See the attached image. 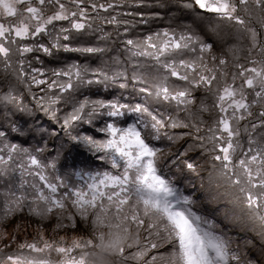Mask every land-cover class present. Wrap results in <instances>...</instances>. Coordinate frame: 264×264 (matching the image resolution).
Returning a JSON list of instances; mask_svg holds the SVG:
<instances>
[{
    "label": "snow or ice",
    "instance_id": "6c2138e0",
    "mask_svg": "<svg viewBox=\"0 0 264 264\" xmlns=\"http://www.w3.org/2000/svg\"><path fill=\"white\" fill-rule=\"evenodd\" d=\"M196 7L235 22L241 26L238 31L247 35L248 45L227 49L236 71L228 72V59L213 52L212 43L206 42L192 22L143 36L128 35L139 24L164 18L159 12L147 14L136 9H183L199 19ZM245 16L255 19L261 30L249 27ZM175 18V13H170L168 23ZM63 21L67 26L58 23ZM104 25H112L114 32L105 31ZM209 31L216 33V28L209 26ZM73 32L96 35L104 44L72 46L67 42L73 39ZM237 39L242 41L243 37ZM116 43L121 47L99 67L71 63L45 69L32 66V59L42 63L38 56L27 58L33 53L52 57L60 51L89 57L107 55L113 50L110 45ZM245 50L249 67L239 62ZM120 52L125 53L123 59ZM13 56L19 59L13 61ZM0 64L3 71L12 69L18 81L26 82L29 92L33 85L46 86L41 89L45 95L33 93L37 107L46 113L51 110L55 117L54 106L70 104L72 111L64 119L66 128L87 124L103 134L104 139L91 135L72 139H82L95 151L105 153L102 159L110 166L81 170L74 174L80 181L76 183L70 182V175L50 176L48 169L56 170L55 161L43 162L0 130V183L9 182L0 192V264H97L89 257H95L102 247L110 250L106 264H257L246 254L233 251L229 239L217 231L215 221L194 210L197 201L166 171L176 160L161 167L163 149L150 141L165 137L175 142L185 136L200 141L197 146L219 162V168L213 164V169L238 186L253 221L264 231V0H0ZM129 67L133 69L131 77ZM173 77L184 83H171ZM129 79L134 90L145 95V101L151 97L158 104L173 107L175 113L150 110L146 102L76 95L93 86L127 89ZM201 89L213 97V104L205 97L194 112V92ZM13 102L17 111L31 112L22 98L11 92L0 96V103ZM213 109L216 115L211 126L200 136L207 124L204 114L212 115ZM126 117H134L133 122L121 126L118 121ZM104 118L108 120L103 127L96 126L95 122ZM242 121L248 123L242 127ZM9 127L12 133L26 135L15 122ZM174 129L189 131H169ZM185 166L196 172L193 163L185 161ZM17 176L18 182L14 179ZM24 213L38 221L34 226L38 238L17 242L22 222H17L11 234L7 224ZM53 213L54 232L75 230L79 218L85 228L90 222L91 235L73 236L70 243L63 236L59 241L48 239L45 225L52 221ZM13 245L17 251H5ZM167 246V252L160 251ZM53 254L59 259L52 260Z\"/></svg>",
    "mask_w": 264,
    "mask_h": 264
},
{
    "label": "trees",
    "instance_id": "16d2710c",
    "mask_svg": "<svg viewBox=\"0 0 264 264\" xmlns=\"http://www.w3.org/2000/svg\"><path fill=\"white\" fill-rule=\"evenodd\" d=\"M136 11H143L147 14L159 12L164 18L154 19L146 25H137L136 28L131 29L128 33L130 37L143 36L152 31H157L163 28L178 27L181 22H192L199 33L205 38L206 42L212 43L213 52H215L217 56L224 55L226 59H228L229 73L236 71V69L232 67V57L227 52V49L235 44H241V46H244L249 43L247 35L242 31H238L241 28L240 25L235 24L233 21L221 20L217 17V14L204 12L198 7H196L194 11L200 13L199 19L194 18L193 12L176 8H145L136 9ZM173 12L175 13L176 18L172 24H169V14ZM238 14L244 15L243 13ZM104 15H107V13H104ZM244 18L248 21L249 27H254L258 31L261 30L259 23L255 19L249 20L247 16ZM123 19L130 18L123 17ZM58 23L67 26L68 22L63 21ZM209 26L216 28V33L209 31ZM104 28L105 31L114 32L112 25H104ZM238 37H243V40H238ZM122 38L123 37H121V39ZM45 42L47 43V40H45ZM22 43H31V41H23ZM67 43H70L72 46H93L96 43L101 45L104 44L103 41L97 40L96 35L77 34L75 32H73V39ZM110 46L113 50L107 55L102 54L100 56L89 57L78 53L60 51L54 52L52 57H48L43 53H33L27 54V58L32 59L33 56H38L42 63L32 59V66L45 69L59 68L71 63H88L92 67H99L101 66L102 60L110 61L111 56L116 54L117 49L121 47L119 43ZM119 55L123 59L125 53L120 52ZM240 55L241 60L239 62L245 64L246 67L251 66L245 59L248 55L247 51L245 50L241 52ZM12 59L15 61L19 59V57L13 56ZM149 63H151V61H149ZM15 67L16 65L13 63V68ZM2 69L3 65L0 64V96L11 92L13 95L22 98L23 103L31 109L30 113H21L17 111L15 102L9 104L0 103V130L6 131L12 142L22 144L24 147L31 149L33 153L45 163L55 161L56 170L53 171L49 168V175H70V182L72 183L80 182L74 174L81 170H105L110 167L102 159L105 153L95 151L90 145L83 142L82 139H72V137L75 136L83 137L85 135H91L97 139H104L106 137H104L103 134L96 132L95 127L87 124H73L72 127L66 128L64 126V119L72 111L70 104L66 105L62 102L60 105L54 106L57 108V111L55 117H53L51 115V110L47 113L41 110L37 107L36 100L33 99V93L36 94L37 97L45 95V93L41 91L42 88L46 87L45 85H41L39 88L33 85L31 92H29L27 83L18 81L13 74L12 69H9L6 72ZM108 70L110 71L111 67ZM132 71L133 69L129 67V77H131ZM145 71L150 72L152 69H145ZM27 79L28 78L26 77L25 81H27ZM170 82L176 84L184 83L183 81L176 80L175 77L171 78ZM228 82H231L230 75L228 77ZM239 82L240 81H237V83ZM128 83L129 87L127 89L110 87L108 90H104L102 86H93L90 89H82L81 92L76 95L81 98L84 95L90 96L91 98H120L122 102L132 104L146 102L150 110L175 113L173 107L166 104H158L153 101L151 97H148L147 101H145V95L134 90L131 79H129ZM140 86L142 85H135L137 88ZM194 96L196 98V105L192 107V111L194 112L197 111L201 99H204L205 97H207L208 104H213V97L205 93L202 89L196 90ZM251 98L252 97L249 96V99ZM253 111L256 112L258 109H253ZM215 115L216 109L212 110V115L207 113L204 114V119L207 121V124L204 126L205 130H202L199 133L200 136L206 134V129L211 126ZM180 118H185L183 112L180 113ZM104 120H108V118L97 120L95 122L96 126L103 127ZM133 120L134 117H126L124 120L118 121V123L121 126H127L132 123ZM13 122L25 130V136L21 137L18 134L11 132L9 125ZM108 122H111V120ZM246 123L248 122L242 121L241 126L243 127ZM169 131L173 134H181L189 131V129H174ZM257 131L260 130L258 129ZM150 142L163 149V152L161 153L163 157L161 167L165 164H169L173 159L176 160L175 164H169L166 171H168L170 175L175 176L177 185L181 187L186 194H191L193 199L197 201L194 210L202 212L215 221L218 225L217 231L224 234L225 237L229 239L233 251L239 252L242 255L246 254L248 258L255 259L257 264H264V231H262L259 225L253 221L252 212L245 207L243 197L238 191V186H232L228 181L218 175L216 169H213V164L217 165V169L219 168V162L211 159L212 153L198 147L197 145L200 144V141L193 140L191 136H185L183 139L176 140L175 142L169 141L165 137H162L159 141ZM189 145H193V147H189ZM208 147H211V145H208ZM37 148H43L44 151L36 152ZM185 161L191 162L196 166L195 173L186 168ZM177 168L179 171L176 170ZM14 179L18 182V176ZM27 179L31 180L33 178L28 177ZM36 180L38 182V178H36ZM8 183L7 180L0 183V192L5 190ZM26 215V213L18 215L12 221L17 218L18 221H26L27 225L23 227V231L27 236H24V239L27 238L31 241L34 237H37L34 226L38 221L31 218L29 219ZM52 220L53 221L45 225L44 231V234L48 239L49 237L56 235L50 240L59 241L60 237L63 236L70 243L73 236L88 237L91 235V224L89 223L88 227L85 228L83 222L79 221V218H77L78 227L75 230L66 228L56 232L52 230L55 219L53 218ZM10 223L7 224V229L10 226ZM8 231L10 234L12 233L10 229H8ZM10 239L11 235L9 236V240ZM3 243L7 244L8 241H4ZM169 247L170 246H167L160 251L167 252ZM33 254L34 256H41L40 254ZM149 255H151V253ZM51 259L58 260L59 257L53 254Z\"/></svg>",
    "mask_w": 264,
    "mask_h": 264
},
{
    "label": "rangeland",
    "instance_id": "374dc122",
    "mask_svg": "<svg viewBox=\"0 0 264 264\" xmlns=\"http://www.w3.org/2000/svg\"><path fill=\"white\" fill-rule=\"evenodd\" d=\"M21 7H23V6H21ZM12 19H14V18H12ZM27 214V213H26ZM26 217L27 218H31V219H35L34 217H32V216H29L28 214L26 215ZM55 217V213H53V218ZM36 220V219H35ZM53 221V220H52ZM80 221V220H79ZM17 222H22L21 223V231H20V234H19V236H17V242H21V241H23L24 240V236H27V235H25V232L23 231V227L24 226H26L27 225V223H26V221L25 220H19L18 221V218L16 219V220H14V221H12L11 223H10V226L8 227V229H10L11 231H13V227L17 224ZM81 222H83V221H81ZM90 223V222H89ZM56 236V235H55ZM55 236H52V237H49V239H51V238H54ZM18 249L16 248V246L15 245H13L10 249H5V251H17ZM32 255H34V254H32ZM41 255V254H40ZM40 258H42V256H40Z\"/></svg>",
    "mask_w": 264,
    "mask_h": 264
},
{
    "label": "clouds",
    "instance_id": "9594fccd",
    "mask_svg": "<svg viewBox=\"0 0 264 264\" xmlns=\"http://www.w3.org/2000/svg\"><path fill=\"white\" fill-rule=\"evenodd\" d=\"M109 239L107 233L105 234V240L107 241ZM110 250L108 248L102 247L97 255L95 257H89L90 260L95 259L97 261V264H106V260L105 257H107L108 252Z\"/></svg>",
    "mask_w": 264,
    "mask_h": 264
}]
</instances>
